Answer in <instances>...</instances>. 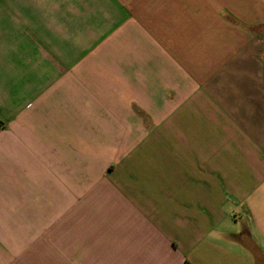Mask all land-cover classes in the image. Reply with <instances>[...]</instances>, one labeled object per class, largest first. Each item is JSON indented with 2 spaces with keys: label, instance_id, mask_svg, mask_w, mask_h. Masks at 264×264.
Returning a JSON list of instances; mask_svg holds the SVG:
<instances>
[{
  "label": "crops",
  "instance_id": "0c3cea01",
  "mask_svg": "<svg viewBox=\"0 0 264 264\" xmlns=\"http://www.w3.org/2000/svg\"><path fill=\"white\" fill-rule=\"evenodd\" d=\"M0 230V264H264V0H0Z\"/></svg>",
  "mask_w": 264,
  "mask_h": 264
},
{
  "label": "rangeland",
  "instance_id": "374dc122",
  "mask_svg": "<svg viewBox=\"0 0 264 264\" xmlns=\"http://www.w3.org/2000/svg\"><path fill=\"white\" fill-rule=\"evenodd\" d=\"M14 233V232H11V234ZM3 234V232L0 230V238H1V235Z\"/></svg>",
  "mask_w": 264,
  "mask_h": 264
}]
</instances>
